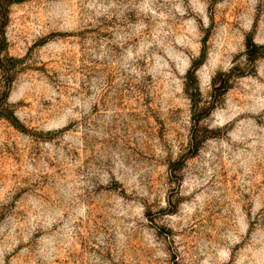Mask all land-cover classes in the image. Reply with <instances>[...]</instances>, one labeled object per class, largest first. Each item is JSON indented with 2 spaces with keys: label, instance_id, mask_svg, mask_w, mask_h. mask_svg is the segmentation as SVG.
Returning <instances> with one entry per match:
<instances>
[{
  "label": "rangeland",
  "instance_id": "374dc122",
  "mask_svg": "<svg viewBox=\"0 0 264 264\" xmlns=\"http://www.w3.org/2000/svg\"><path fill=\"white\" fill-rule=\"evenodd\" d=\"M0 264H264V0H0Z\"/></svg>",
  "mask_w": 264,
  "mask_h": 264
},
{
  "label": "trees",
  "instance_id": "16d2710c",
  "mask_svg": "<svg viewBox=\"0 0 264 264\" xmlns=\"http://www.w3.org/2000/svg\"><path fill=\"white\" fill-rule=\"evenodd\" d=\"M253 46H254V48H259V46L257 45V44H255V43H253Z\"/></svg>",
  "mask_w": 264,
  "mask_h": 264
}]
</instances>
